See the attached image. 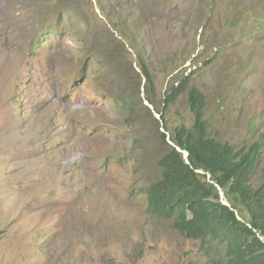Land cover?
Returning a JSON list of instances; mask_svg holds the SVG:
<instances>
[{
    "label": "rangeland",
    "instance_id": "obj_1",
    "mask_svg": "<svg viewBox=\"0 0 264 264\" xmlns=\"http://www.w3.org/2000/svg\"><path fill=\"white\" fill-rule=\"evenodd\" d=\"M243 9L229 0H0V264L220 258L215 244L153 216L140 193L159 179L169 149L152 134L163 132L156 108L177 76L192 75L206 94L211 137L264 143V6ZM113 37L129 52L119 66L98 45L109 49ZM137 54L155 75L160 107L147 106ZM124 80L131 96L141 85L144 120L134 128L113 102ZM166 118L172 144L176 127L193 126L187 95Z\"/></svg>",
    "mask_w": 264,
    "mask_h": 264
},
{
    "label": "trees",
    "instance_id": "obj_2",
    "mask_svg": "<svg viewBox=\"0 0 264 264\" xmlns=\"http://www.w3.org/2000/svg\"><path fill=\"white\" fill-rule=\"evenodd\" d=\"M229 2L235 10L244 4L243 13L247 15L253 14L258 6H264V0ZM237 23L241 21L237 19L233 27ZM123 36L127 38L125 34ZM113 38L109 49L108 44L98 45L101 49L104 47L107 62L119 66L117 60L128 58L129 52L123 43ZM136 64L147 80L146 100L152 106L160 107L156 99L154 73L139 54ZM126 70L127 78L131 80L132 63ZM129 84L130 81L127 83L124 80L119 99L126 114V125L134 128L144 120L140 117V105L144 103L140 97L141 85H135V98L127 92ZM182 95H187L193 126L182 125L170 132L174 145L168 143L165 133L153 130L152 138L159 139L161 143L167 142L169 149L164 150L157 161L160 178L143 190L149 209L155 216L172 221L178 233L203 243L216 244L222 258L213 257L211 264H264V166H261L264 143L256 141L251 146L236 148L211 137L206 119L208 99L198 86L192 85L190 74L177 76L168 88L163 109L156 108L166 131L169 132L166 113ZM150 116L153 117L152 114ZM155 121L158 124L156 117ZM184 152L189 154V163ZM199 170L205 174L198 173ZM258 170L261 171L260 184L254 186L252 179ZM208 174L212 176L213 183L208 181ZM219 188L225 193L230 206L221 202Z\"/></svg>",
    "mask_w": 264,
    "mask_h": 264
},
{
    "label": "clouds",
    "instance_id": "obj_3",
    "mask_svg": "<svg viewBox=\"0 0 264 264\" xmlns=\"http://www.w3.org/2000/svg\"><path fill=\"white\" fill-rule=\"evenodd\" d=\"M119 92H120V89H119ZM121 96V93L119 94V95H117V96H115V98L113 99V102L115 103V105H116V107H118V106H121L120 105V99H119V97ZM160 117V116H159ZM126 123V122H125ZM160 124H162V126H163V132L162 133H165L166 135H167V133H166V130L164 131V125H163V123H160ZM128 126V125H127ZM133 135H129V134H127V137H131V138H133L132 137ZM134 139V141L136 142V143H138L137 141H139V139L138 140H136L137 138H133ZM141 141V140H140ZM167 141H168V139H167ZM171 141V140H170ZM172 142V141H171ZM168 143H169V141H168ZM255 143V142H254ZM170 144V143H169ZM253 144V143H252ZM251 144V145H252ZM171 145H174L173 144V142H172V144ZM251 145H249V146H251ZM247 147V146H246ZM243 148V147H242ZM181 151V150H180ZM186 153L188 154V152H184V154H185V158H186ZM189 155V154H188ZM186 160H187V162L189 163V161H188V158H186ZM262 166V165H261ZM259 171V170H258ZM198 173H201V174H205V172H203V171H201V170H199V171H197ZM260 173H261V171H260ZM160 176H161V173H160ZM260 176H261V174H260ZM160 178V177H159ZM211 179H212V176L210 175V174H208V181H210V182H212L213 183V181H211ZM156 182V181H155ZM154 182V183H155ZM152 185V184H151ZM149 187V186H148ZM145 188H147V187H145ZM145 188H143L142 190H141V193H140V195H142L144 198H145V202H146V204H147V207H148V210L150 211V209H149V204H148V198H147V196L145 195V192L143 191ZM219 191H220V197H221V195H223V198H221V202L223 203V204H225V205H227V206H230V203L226 200V196H225V193L222 191V189H220L219 188ZM151 212V211H150ZM151 214L153 215V216H155L152 212H151ZM156 218H158V219H160V220H163V221H167V222H170L171 223V225H172V228L175 230V231H177L178 232V229L176 228V227H174V225H173V222L172 221H170V220H164V219H162V218H159V217H157V216H155ZM240 220H243L242 218H240ZM262 240L264 241V238H262ZM197 241H199V240H197ZM200 242H202V241H200ZM203 243V242H202ZM205 244H208V243H205ZM214 257H216V256H214ZM217 258H219V257H217ZM212 261V260H211ZM210 264H211V262H210Z\"/></svg>",
    "mask_w": 264,
    "mask_h": 264
},
{
    "label": "bare ground",
    "instance_id": "obj_4",
    "mask_svg": "<svg viewBox=\"0 0 264 264\" xmlns=\"http://www.w3.org/2000/svg\"><path fill=\"white\" fill-rule=\"evenodd\" d=\"M209 133H210V132H209ZM246 152H247V151H246ZM210 202H211V201H210ZM212 203H213V201H212ZM211 216H212V215H211ZM208 217H209V216H208ZM208 217H207V218H208ZM213 217H214V216H213ZM210 218H211V217H210ZM209 220H211V219H209ZM204 222H207V221L205 220ZM213 222H215V221H213ZM201 223H203V221H202ZM207 223H208V222H207ZM211 223H212V222H211ZM205 224H206V223H205ZM209 224H210V222H209ZM209 227H210V226H209ZM216 242H217V241H216ZM211 243H212V242H211ZM217 243H218V242H217ZM215 245H216V244H215ZM217 247H218V246H217ZM220 249H221V246H220ZM222 249H223V248H222ZM222 249H221V251H220L221 253H222V251H223ZM220 255H221V254H220ZM225 255H226V254H225ZM221 258H222V257H221ZM221 258H220V260H221ZM222 260H223V259H222ZM225 262H226V261H225ZM222 264H223V262H222Z\"/></svg>",
    "mask_w": 264,
    "mask_h": 264
},
{
    "label": "water",
    "instance_id": "obj_5",
    "mask_svg": "<svg viewBox=\"0 0 264 264\" xmlns=\"http://www.w3.org/2000/svg\"><path fill=\"white\" fill-rule=\"evenodd\" d=\"M147 106L151 108L149 102H147ZM152 109V108H151ZM186 158H188V154L186 153ZM221 198H223V195H221Z\"/></svg>",
    "mask_w": 264,
    "mask_h": 264
}]
</instances>
